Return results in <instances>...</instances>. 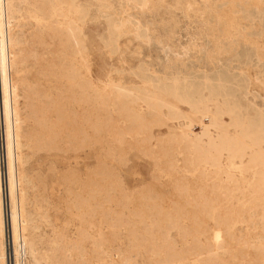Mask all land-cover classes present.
Listing matches in <instances>:
<instances>
[{"label": "bare ground", "instance_id": "obj_1", "mask_svg": "<svg viewBox=\"0 0 264 264\" xmlns=\"http://www.w3.org/2000/svg\"><path fill=\"white\" fill-rule=\"evenodd\" d=\"M178 14L191 18L185 45L175 42ZM97 18L106 29L102 46L120 63L102 78L95 76L94 26H86ZM204 40L210 49L201 57L202 74L183 73V60L201 51ZM151 44L166 49L164 59L157 53L146 59L139 46ZM240 44L253 53L233 68L244 76L243 89L231 76L207 72L219 65L225 46ZM51 124L48 138L43 129ZM103 129L121 140L126 133L131 147L166 174L161 187L148 186L137 197L141 208L131 209L148 212L151 223L141 228L145 236L128 228L129 249L135 237H147L148 264H221L218 252L230 239L232 262L225 264H264V0H0V264H138L131 251L106 247L101 229H80L72 241L47 232L50 202L38 187L45 178L28 171L36 153L47 157L54 149L68 166L79 164L81 150L93 157ZM96 172L89 169L75 194L77 208L95 199ZM181 215L188 224L179 222ZM155 216H163L164 227ZM175 226L179 242L170 235Z\"/></svg>", "mask_w": 264, "mask_h": 264}, {"label": "rangeland", "instance_id": "obj_2", "mask_svg": "<svg viewBox=\"0 0 264 264\" xmlns=\"http://www.w3.org/2000/svg\"><path fill=\"white\" fill-rule=\"evenodd\" d=\"M181 15L182 14H178L174 22L175 26L179 25L178 32L175 34V42L179 43L180 45H185L188 39L186 27L188 28L189 26H192V24L189 22L191 18H186ZM86 26H94L93 33L95 34L96 40L95 76L97 78H102L106 74V71L109 67L120 66L118 56L117 54H109L102 46L103 39L106 37V29L103 19L97 18L95 21H89ZM202 46H204V49ZM139 47L143 54H145V52L148 53L149 57H146L148 61H153L156 53L163 59L166 56V54H164L166 53V49L160 53L157 47H155L153 44H151L150 50L149 46L147 45H141ZM229 47L230 46L228 45L227 47H224L222 59L220 60L221 63L219 62L217 67L214 66L213 70L207 69V72L212 77L220 76L221 78L227 79L231 76V78L235 80L234 82L239 83L243 89L245 86L244 76L235 73L233 68H235L237 65H242L246 57L251 56L253 59V53L251 49L246 48L242 44H240L239 48L235 50H233V48L230 49ZM209 49L210 42L208 40H204V43L200 46V50L202 52L199 51V54L197 52L195 54L192 53V55L189 54L191 58L192 56L195 58L194 60H192L193 58L191 59L187 55V59L185 57V61L183 60L184 66L180 68L183 70V73H188L189 76H194L192 74H195V76H200L202 74L200 63L203 62L202 59H204L205 50L208 51ZM147 50L149 51L147 52ZM231 51L232 54L230 53ZM196 54L198 56H196ZM125 57L129 62H135V60H133L128 54H125ZM198 57H200V59H198ZM230 58L234 61H231ZM188 67L190 69H188ZM29 74L33 80L36 78L37 71L33 66L31 67ZM258 76L261 77L262 73ZM231 88L232 86L230 87V84L228 83L222 87V89L226 92H228V90ZM52 91L54 92L55 88H53ZM257 101L260 104L259 99ZM20 102H22L21 99ZM232 102L233 101H231V103ZM182 108L186 110L185 105H182ZM49 115L51 118H54L55 111L51 110ZM103 118L104 116L102 114L99 115V124H102ZM116 124L119 129L123 128L124 124L121 122V120L116 119ZM37 130H40L39 126H37ZM195 130L197 131L198 128ZM43 131L45 132V135L48 136V138H52L54 127L52 124L50 126H45ZM154 131L164 132V129H154ZM63 133L66 134L67 132L64 130ZM57 139L59 141V146H61V136H57ZM132 142L133 141H130L126 133L123 134V138L121 140V137L118 134H111V132H106L103 129L99 135L95 134L94 156H88V149H84L85 151L81 150L80 152L82 153L83 158L80 159L79 164L72 163L71 166H68L65 159L62 157L63 153H61L59 149H54L50 151L51 153L48 152L47 157H43L42 152V154L36 153L33 156V160L31 159L30 165L28 166V171L30 174H34L37 180H44L45 178L44 185L39 182L38 187L41 192L44 190V194L47 196L48 201L50 202V216L49 226L46 228L47 232H50L53 229L57 230L63 234L65 240L72 241L78 236V231L80 229L89 230L92 234H96L97 231L101 229L103 230V236L105 238L103 243L106 247L110 248L111 250L118 249L121 252L131 251L138 264H148L144 247L151 242V239L147 240V237H135V242H137V245L136 248L131 250L128 246L130 238L127 231L129 227H134L136 228L138 236H145L147 235V232L142 231L141 228L151 223V219L148 216V212H143L141 215H134L131 212V209L133 207L141 208V203L137 197L140 196L148 186H153L155 188L161 187L160 184L165 182L166 174L159 168V166H157L155 163H152L149 158L140 153L136 148H132ZM98 166H102L107 169L110 172V175L108 176L106 172L101 173L102 171L97 169ZM92 167H95L97 170L93 176L96 183L95 199L92 201H87L86 203L82 204L80 208H77V205L74 203L75 194L81 193V190L84 186V178L89 169ZM69 172H75L74 176H72V173L69 175V177L72 176V179H68L66 176ZM153 174L157 175L158 184L153 183ZM185 175L188 176L187 173H185ZM109 186L112 187L109 188ZM124 197L128 198L129 203L127 206L122 207L120 204L122 198ZM156 202L161 203V201L158 200ZM90 204H93L92 210L88 211ZM164 205L167 206V202H164ZM106 213H109L110 218H106ZM118 216L123 217L126 222L116 223L115 218ZM155 218L158 220L160 226L164 227L163 216H155ZM178 220L181 224L189 223L188 219L184 215H181ZM90 222L93 223L92 228H89ZM109 224H111V227ZM207 224L211 226L213 224L212 219H208ZM178 233L179 229L177 226L170 230V235L176 242H179ZM156 235L158 236L159 232H157ZM227 242L229 246H227V251L225 250L218 252L219 255L224 258V261L221 264L232 262L229 255L233 249V242L230 239H227ZM90 245L91 243L89 240L84 242V246L88 252L90 251ZM227 257L229 258L227 259Z\"/></svg>", "mask_w": 264, "mask_h": 264}]
</instances>
